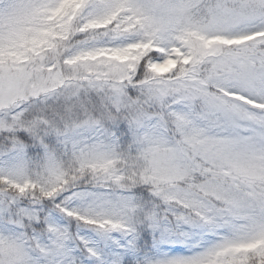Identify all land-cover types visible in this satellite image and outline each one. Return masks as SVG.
Returning a JSON list of instances; mask_svg holds the SVG:
<instances>
[{"label":"snow or ice","instance_id":"snow-or-ice-1","mask_svg":"<svg viewBox=\"0 0 264 264\" xmlns=\"http://www.w3.org/2000/svg\"><path fill=\"white\" fill-rule=\"evenodd\" d=\"M0 264H264V0H0Z\"/></svg>","mask_w":264,"mask_h":264}]
</instances>
